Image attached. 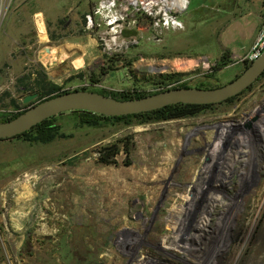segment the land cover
I'll return each mask as SVG.
<instances>
[{
	"label": "rangeland",
	"instance_id": "rangeland-1",
	"mask_svg": "<svg viewBox=\"0 0 264 264\" xmlns=\"http://www.w3.org/2000/svg\"><path fill=\"white\" fill-rule=\"evenodd\" d=\"M20 1L18 6L16 0H0V123L24 110L23 100L45 82L70 92L154 94L159 88L152 81L159 76H181L168 89H214L245 70L240 56L220 54L211 30L214 9H221L222 20L231 0L193 1L186 17L200 27L198 33L177 39L176 31L158 37L136 29L125 31L116 46L113 34L102 35L106 27L88 26L99 0H85L81 11L55 0L50 41L82 36L90 53L81 70L54 63L30 19L27 35H6L8 15L31 14L39 6ZM34 1L50 9L47 0ZM195 6L199 15L192 13ZM263 98L264 79L233 102L194 118L148 124L107 119L91 126L79 114L66 113L55 117L60 135L51 142L1 141L0 264H228L232 247L238 259L230 264H249L251 256L252 264H264V145L248 149L246 163L235 168L242 176L235 170L228 180L225 166L210 175L224 152L241 151L238 144L215 147L220 131L231 129L225 125ZM38 101L39 96L33 104ZM115 145L120 150L115 164H102L100 152ZM194 239L204 256L189 248Z\"/></svg>",
	"mask_w": 264,
	"mask_h": 264
},
{
	"label": "built area",
	"instance_id": "built-area-1",
	"mask_svg": "<svg viewBox=\"0 0 264 264\" xmlns=\"http://www.w3.org/2000/svg\"><path fill=\"white\" fill-rule=\"evenodd\" d=\"M192 1L99 0L95 6L93 16L88 17V26L93 30L95 28L102 29L106 27V32H103L102 35L113 34L115 36L113 41L114 46H116L115 40L124 34L125 31H135L137 29V32L144 33V30H147L153 36L162 37L170 32L184 29L183 21L190 10ZM107 47L111 50L110 46L107 45ZM263 54L264 20L256 41L247 53L238 58V62L247 67L260 59ZM229 124L232 125L231 133L228 134L226 131L222 133L220 131L219 140L221 143L215 147L222 149L223 145H225V148L232 149V145L238 144L241 151L234 153L228 150L224 152L222 155L224 160L220 159L211 164L214 169L210 171V175L212 172L215 173V171L222 170V167L225 166L226 170L230 169V173H225L226 176H229L226 178L231 180V176L235 174L236 166L246 163V154L248 153V149L251 148V145H254L256 148L263 147L264 145V98L253 111L245 114L240 119L228 122L225 126L227 127ZM238 124L243 125V130H236V128L233 132V127L238 126ZM245 151L246 153H244ZM230 164H234L233 169L228 167ZM236 175L242 176L243 173L240 172L238 174L237 172ZM215 177L218 178L217 176Z\"/></svg>",
	"mask_w": 264,
	"mask_h": 264
},
{
	"label": "water",
	"instance_id": "water-1",
	"mask_svg": "<svg viewBox=\"0 0 264 264\" xmlns=\"http://www.w3.org/2000/svg\"><path fill=\"white\" fill-rule=\"evenodd\" d=\"M264 76V54L245 68L231 83L214 89L176 88L132 100H118L90 91H73L53 96L29 106L16 118L0 123V142L18 138L43 122L72 112H88L107 118L147 114L169 106H216L228 103L249 91ZM37 94L23 100L28 106Z\"/></svg>",
	"mask_w": 264,
	"mask_h": 264
},
{
	"label": "crops",
	"instance_id": "crops-1",
	"mask_svg": "<svg viewBox=\"0 0 264 264\" xmlns=\"http://www.w3.org/2000/svg\"><path fill=\"white\" fill-rule=\"evenodd\" d=\"M16 1L18 6L21 5L22 2L20 0ZM32 2L39 4V6L36 4V10L32 11L31 14H25V11L22 10V13L10 14L6 17L7 21L4 25L6 35H10L14 38L27 35L25 32V22L30 19L34 24V31L37 34L39 44L43 45L45 49H49L48 53L54 58V63L57 62L58 65L68 64L69 67L74 70L83 69L90 53L88 43L84 42V38L80 35L74 37L70 35L69 40L59 44H52L50 41V28L48 23L57 22V19L56 17H51L49 12L54 11L56 1L47 0L50 9H47V6L39 3V1L31 0V3ZM62 2L71 7L70 11L73 10V7L81 11L84 10L86 6L85 0H63ZM231 2V9L223 15L224 17L222 20L221 16L217 15L221 14V9L218 7L214 9L212 15L214 26H212L211 30L213 35L217 32L216 36L218 38L220 54L228 50L232 55L242 56L252 47L260 33L264 20V0H231ZM199 9V6H195L192 13L198 14ZM75 22L77 23V21ZM183 23L185 29L175 32L177 39L180 38V35H185L184 33L186 32L194 34V32L198 33L200 30V27L191 26L188 23L187 17H185ZM71 31L72 30H69V33H71ZM7 56L10 59L11 53L7 54ZM242 66L245 67L244 65ZM51 72H53V74L51 73L50 76L54 80L56 71L53 69Z\"/></svg>",
	"mask_w": 264,
	"mask_h": 264
},
{
	"label": "trees",
	"instance_id": "trees-1",
	"mask_svg": "<svg viewBox=\"0 0 264 264\" xmlns=\"http://www.w3.org/2000/svg\"><path fill=\"white\" fill-rule=\"evenodd\" d=\"M227 55L223 57L224 60H226ZM247 68V67H245ZM181 76H175V75H166V76H159L157 77L154 81H152V84L155 87L159 88V91L154 93H160L166 90H169V86H173L177 83H179V79ZM264 79V76L260 79ZM259 80V81H260ZM258 81V82H259ZM40 89L39 92H35V94H38L39 96V101H43L45 99L51 98L53 96H57L60 94H64L70 91H63L62 89L55 88L53 87L52 84L45 82L42 85L39 84ZM52 86L51 89H47V87ZM177 88H190L186 85H180ZM176 89V88H172ZM202 89V88H199ZM208 89V88H206ZM78 91V90H76ZM80 91H88V90H80ZM93 92V91H90ZM99 93L105 96H109L118 100H132V99H138V98H143L149 95L153 94H143L141 92L133 91V92H128V93H122L120 95H107L104 94L103 92H95ZM33 95V94H32ZM242 96V95H241ZM240 97V96H239ZM236 98L230 100L228 103H231L235 100ZM32 104L28 106H24V110L19 111L17 114L5 119L3 122L12 120L25 112V110L29 107L32 106ZM214 106H195V105H177V106H169L167 108L154 111L151 113L147 114H141V115H136V116H129V117H121V118H107V117H102L98 116L92 113L88 112H72L74 114H79L80 118L83 120L84 123H88L91 126H95L100 123L101 120H114L118 122H131V121H138L141 124H148V123H153V122H169V121H177V120H184L188 118H194L197 117L209 109H211ZM60 128L55 125V118H52L50 120H47L43 122L42 124L38 125L37 127L33 128L30 132H27L23 134L22 136L18 138H22L25 141L28 142H42V143H48L56 139L60 134ZM129 152V151H128ZM120 153L119 148L115 146L107 147L104 148L100 152L101 156V163L104 165H113L115 164V161L113 160L115 157H117ZM127 166H130V163H127Z\"/></svg>",
	"mask_w": 264,
	"mask_h": 264
},
{
	"label": "bare ground",
	"instance_id": "bare-ground-1",
	"mask_svg": "<svg viewBox=\"0 0 264 264\" xmlns=\"http://www.w3.org/2000/svg\"><path fill=\"white\" fill-rule=\"evenodd\" d=\"M45 36V35H44ZM46 37V36H45ZM77 62V61H76ZM78 64H80V63H78ZM76 67H77V65H76ZM159 69H157V68H152L151 69V71H158ZM230 127V126H229ZM231 128H232V125H231ZM237 128V129H236ZM243 125H240V124H238V126H236L235 127V129L236 130H240V131H242L243 130ZM230 130L231 129H229V128H226L224 131H223V133L226 131L228 134L229 133H231L230 132ZM234 132V131H233ZM246 145H247V143H246ZM247 147H248V145H247ZM245 153H246V151H245ZM232 166H234V164H232ZM234 167H232V169H233ZM142 173V172H141ZM121 181V180H120ZM117 182V181H116ZM133 186V185H132ZM136 186V185H135ZM134 186V187H135ZM127 187H128V185H127ZM126 187V188H127ZM130 191V190H129ZM217 197V196H216ZM239 200V199H238ZM217 207H219V206H217ZM127 210H125L124 211V213L126 212ZM82 217L85 219L86 218V216L83 214L82 215ZM89 218V217H88ZM199 219H200V217H199ZM211 219V218H210ZM86 220V219H85ZM138 221V220H137ZM209 221V220H208ZM85 223V225H83V229H85V228H87V227H89L88 226V223L86 222V221H84ZM206 222V221H205ZM205 224V223H204ZM209 225V223L207 224V226ZM214 229H216V226H214ZM199 231V230H198ZM200 232V234H203V231H199ZM75 234V233H74ZM71 235V234H70ZM197 235V234H196ZM204 235V234H203ZM202 236V235H201ZM262 236V235H261ZM74 238V237H73ZM211 238V237H210ZM72 239V238H71ZM83 239V238H82ZM263 239H264V237H263ZM197 240H199V239H197ZM263 241V240H262ZM72 242V241H71ZM191 243H192V241H191ZM188 244V246H189V248L191 247H195V248H197V250L195 251L194 250V253L195 254H198L200 257H202V256H204L203 255V252L205 251L203 248H202V246L200 245V243H198V242H196V240L194 239V243L193 244ZM260 243V242H259ZM260 245V244H259ZM262 245V244H261ZM264 246V245H263ZM263 249V248H262ZM231 253H230V256H229V263L228 264H230V263H233V262H236L237 261V257H236V253H237V248H235V247H232L231 248ZM253 252V251H252ZM239 255V254H238ZM241 255V254H240ZM198 256V257H199ZM197 257V258H198ZM256 257V256H255ZM251 258V260H250V262H249V264H252V256L250 257ZM198 260V259H197ZM38 261V260H37ZM43 261V260H42ZM41 261V262H42ZM255 261V260H254ZM45 262V261H44ZM41 264V263H40ZM54 264V263H53ZM67 264V263H66ZM236 264V263H235ZM243 264H246V262L245 263H243Z\"/></svg>",
	"mask_w": 264,
	"mask_h": 264
},
{
	"label": "flooded vegetation",
	"instance_id": "flooded-vegetation-1",
	"mask_svg": "<svg viewBox=\"0 0 264 264\" xmlns=\"http://www.w3.org/2000/svg\"><path fill=\"white\" fill-rule=\"evenodd\" d=\"M34 105V104H33Z\"/></svg>",
	"mask_w": 264,
	"mask_h": 264
}]
</instances>
